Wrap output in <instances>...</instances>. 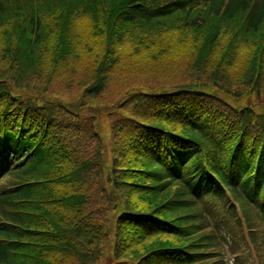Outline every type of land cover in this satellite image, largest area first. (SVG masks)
Wrapping results in <instances>:
<instances>
[{
	"label": "trees",
	"instance_id": "obj_1",
	"mask_svg": "<svg viewBox=\"0 0 264 264\" xmlns=\"http://www.w3.org/2000/svg\"><path fill=\"white\" fill-rule=\"evenodd\" d=\"M0 264H264V0H0Z\"/></svg>",
	"mask_w": 264,
	"mask_h": 264
},
{
	"label": "rangeland",
	"instance_id": "obj_2",
	"mask_svg": "<svg viewBox=\"0 0 264 264\" xmlns=\"http://www.w3.org/2000/svg\"><path fill=\"white\" fill-rule=\"evenodd\" d=\"M240 50L241 49H239L238 52L236 53L237 61H238L239 64H244V63H240V62H241L242 59H244V61H245L246 57L244 55H242V53L240 52ZM134 84H136V83H133L132 81L131 82H127V84H126L127 86L126 87H130V86H132ZM138 84L141 85L142 83H138ZM143 86H148V87L153 88V86L151 84H149V83H145ZM253 100L256 102V99L255 98H253ZM118 116L119 115H117V114L112 115L111 116V120L116 119Z\"/></svg>",
	"mask_w": 264,
	"mask_h": 264
}]
</instances>
